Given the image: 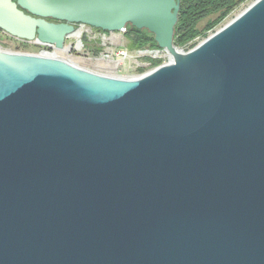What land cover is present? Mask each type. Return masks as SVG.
Segmentation results:
<instances>
[{
	"label": "water",
	"instance_id": "1",
	"mask_svg": "<svg viewBox=\"0 0 264 264\" xmlns=\"http://www.w3.org/2000/svg\"><path fill=\"white\" fill-rule=\"evenodd\" d=\"M181 0H0V264H264V0L188 52ZM171 61L112 77L59 56L83 27ZM81 42V41H80Z\"/></svg>",
	"mask_w": 264,
	"mask_h": 264
},
{
	"label": "trees",
	"instance_id": "2",
	"mask_svg": "<svg viewBox=\"0 0 264 264\" xmlns=\"http://www.w3.org/2000/svg\"><path fill=\"white\" fill-rule=\"evenodd\" d=\"M249 0H181L179 21L176 26L174 42L175 45L185 51L193 49L199 44L197 39L205 40L220 27L238 8ZM111 35L110 32H103ZM125 38L129 41L127 49L130 51L143 50L146 48L160 49L155 42L154 35L148 30H139L131 25L126 27ZM88 37H83L84 44L88 43ZM104 51L96 47V55ZM102 57V56H101ZM73 60L83 67L93 66L99 69L95 59L75 58ZM152 66L162 65L160 60H151ZM114 71V70H113ZM116 71V70H115Z\"/></svg>",
	"mask_w": 264,
	"mask_h": 264
},
{
	"label": "rangeland",
	"instance_id": "3",
	"mask_svg": "<svg viewBox=\"0 0 264 264\" xmlns=\"http://www.w3.org/2000/svg\"><path fill=\"white\" fill-rule=\"evenodd\" d=\"M255 1L256 0H249L246 4L238 8L220 27L217 28V30L221 29L227 23L232 21L235 17H237L239 14L245 11ZM86 30H89L88 26L85 28V32L83 33L80 39L71 37L67 40V44H66L68 55L72 61H74L73 57H75V58H83V59H90V58L95 59L96 58V61L99 62V66H98L99 69L94 68L93 66L91 67L89 65L85 69L97 72L99 74H104L107 76H112V77L117 76V77H122V78H129V79L136 78L154 69V67H150L148 69H144L143 71H140L137 68L129 67V65H127V62H119L111 58H109L108 60H102L101 58L102 55H112L113 53H114L115 59H117V55L119 51L122 50L121 47L111 45L110 43H108V41L104 42L103 40H101L100 38L102 37L101 35L103 34H101L96 29H91L90 33L87 32ZM85 35L88 37V40H89L87 44H84L83 42V37ZM123 37H124L123 47L127 48L129 41L125 38V35H123ZM108 38H110V36ZM197 40L199 41V43L203 41L201 39H197ZM96 47H101L104 49V51L96 55V53H94V50L96 49ZM0 48L2 50L14 52V53H26V54H33V55H38L40 53V51L34 47H23V46H19L15 44H6L1 41H0ZM183 51L188 52L185 50Z\"/></svg>",
	"mask_w": 264,
	"mask_h": 264
},
{
	"label": "built area",
	"instance_id": "4",
	"mask_svg": "<svg viewBox=\"0 0 264 264\" xmlns=\"http://www.w3.org/2000/svg\"><path fill=\"white\" fill-rule=\"evenodd\" d=\"M85 28L86 26L83 27V29ZM90 30L91 28H89V30H86V31L90 33ZM125 31L126 29L120 32L112 33L111 35H107V34L100 32L101 34H103L101 35L102 37L100 36L101 40H103L104 42L108 41V43H110L111 45L119 46L122 49L121 51H119L117 55V59H115L114 53L112 55H102V57H104L105 59L111 58L119 62H127V65H129V67L137 68L140 71L153 67L151 60H160L162 61V65L167 64L171 61V55L167 50H162V49L152 50V49L146 48L143 50L130 51L127 48L123 47V38H124L123 35H125ZM107 36L108 37L110 36V38H108ZM0 41L6 44H15V45L23 46V47L37 48L40 51L38 55H49V56L57 55V50L54 45L42 43L38 39H36L35 41L22 40V39H19L17 37L10 35L9 33L3 30H0ZM143 75H140L136 78H139Z\"/></svg>",
	"mask_w": 264,
	"mask_h": 264
},
{
	"label": "bare ground",
	"instance_id": "5",
	"mask_svg": "<svg viewBox=\"0 0 264 264\" xmlns=\"http://www.w3.org/2000/svg\"><path fill=\"white\" fill-rule=\"evenodd\" d=\"M85 32V29H80L79 31H77L72 37H74V38H76V39H80L81 37H82V35H83V33ZM59 56L62 58V59H64V60H66V61H68V62H70V63H72V64H74V65H76V66H78V67H81V68H86V67H83V66H81V65H79L78 63H76V62H74V61H72L71 59H70V57H69V55H68V52H67V48L66 49H64V50H61L60 52H59ZM102 58V60H108L109 58H107V59H105L104 57H101ZM98 66H99V62H98ZM114 77H117V76H114Z\"/></svg>",
	"mask_w": 264,
	"mask_h": 264
}]
</instances>
